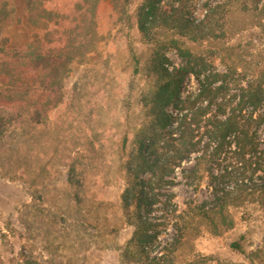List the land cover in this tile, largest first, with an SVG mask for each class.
<instances>
[{"label":"rangeland","instance_id":"1","mask_svg":"<svg viewBox=\"0 0 264 264\" xmlns=\"http://www.w3.org/2000/svg\"><path fill=\"white\" fill-rule=\"evenodd\" d=\"M27 1L31 0H0V40L8 39L10 46L35 33L25 15ZM74 1L33 2L36 11L45 3L66 14ZM141 2L131 0L129 17L121 21H116L109 3H101L99 42L69 66L61 105L42 124L25 119L15 125L0 145V233L5 235L0 239V264H126L123 252L132 229L120 203L126 178L121 140L127 135L131 143L146 121L143 96L154 86L155 51L165 54L169 70L184 65L168 48L176 33L158 28L145 38L138 31L136 9ZM222 2L226 5L219 13V26L185 46L210 61L208 69L224 72L220 57L230 59L246 81L264 67V0H197L195 17L202 18L205 6ZM35 25H43V20ZM198 89L193 75L184 76L182 97ZM263 134L264 124L259 129V136ZM193 159L175 170L173 184L157 198L162 202L173 194L169 210L211 204V175L232 188L250 173L248 165L230 153L214 159L210 171L202 165L195 177L185 178L183 171L193 168ZM228 219L230 229H224L219 219V229L194 219L172 256L177 263L165 264H184L194 257L207 264H264V201L231 206ZM173 236L171 228L162 231L156 247L161 249ZM233 242L243 245L246 256L230 248Z\"/></svg>","mask_w":264,"mask_h":264},{"label":"trees","instance_id":"2","mask_svg":"<svg viewBox=\"0 0 264 264\" xmlns=\"http://www.w3.org/2000/svg\"><path fill=\"white\" fill-rule=\"evenodd\" d=\"M33 1H27L25 15L35 33L18 46H10L8 39L0 40V145L7 141L15 125L25 119L42 124L61 105L69 66L95 50L99 42L97 15L101 3H109L116 21H121V17H129L131 2L75 0L65 14L45 3L42 10L36 11ZM196 4L197 0H142L136 9V25L143 37L149 38L158 28L177 34L167 44L184 65L169 70L165 54L155 51L151 71L154 86L143 96L146 121L131 143L127 135L121 140L126 178L120 203L132 229L123 252L126 264L177 263L172 256L184 242L194 219L213 229H219V219L224 229H230L231 206L264 201V134L259 136L264 124V67L246 81L233 61L225 57H220L224 72L208 69L210 61L193 54L185 42L212 34L220 24L219 13L226 3L205 6L201 19L195 17ZM42 20L43 25H35ZM186 75L194 76L199 89L196 94L182 97L180 87ZM230 153L248 165L249 176L228 188L211 175V204L179 212L176 207L169 210L173 194L162 202L157 199L173 184L175 170L192 156L193 168L183 171L185 178L195 177L202 165L210 171L219 156ZM68 179L74 182L70 174ZM169 228L174 231L171 242L158 249L156 242L161 232ZM4 236L0 233V239ZM165 246L170 247L168 251H164ZM230 248L246 256L240 242L231 243ZM184 264L207 263L194 257Z\"/></svg>","mask_w":264,"mask_h":264}]
</instances>
